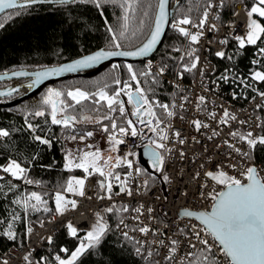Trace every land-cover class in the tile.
I'll list each match as a JSON object with an SVG mask.
<instances>
[{"label":"snow or ice","instance_id":"snow-or-ice-1","mask_svg":"<svg viewBox=\"0 0 264 264\" xmlns=\"http://www.w3.org/2000/svg\"><path fill=\"white\" fill-rule=\"evenodd\" d=\"M56 6H69L74 4H92L97 9L101 8L102 3L118 4L123 10L121 17L122 23L119 30L114 29L110 25L107 27L108 38L105 48H102L94 53L82 56L79 59L65 63L58 67L45 68L43 71L34 73V79L27 85L29 89L35 88L40 85L44 80L52 76H59L64 73H74L83 69L94 67L103 61L109 60L114 57H144L149 55L157 43L160 41L164 33L165 25L169 24V16L172 15L169 8V0H156L154 19L151 22V29L148 33L147 39L135 50H124V42L129 39V35H135L131 31V21L136 17L139 12L142 17H149L152 12V5L149 4L147 9H143L142 0H0V13L5 10L16 9L14 13H10L8 18L13 15H20L21 11L36 5L44 4ZM223 5V0H220V5ZM212 0H207L202 15L198 21L193 20L191 17L185 15L182 18L173 21L170 26L175 29L180 36L188 40V48L180 57L181 71L177 72V78L183 79L184 73H192L200 64V57L196 55L197 49L192 47L200 43V39L204 34L205 26L208 25L209 31H219L216 23L209 24V15L212 9L216 7ZM245 32L242 35H234L232 38L237 43V51L244 50L249 46L256 49L258 54L256 59L251 63L253 65H262L261 69H250V76L248 78L233 77L239 79V82L259 96L262 103L256 105V109L260 110L264 107V91H260L255 87V84H264V0H252L250 5L245 4ZM238 15V13H234ZM103 15V12H101ZM218 19V16H216ZM107 25V20L105 21ZM145 25V20H139V27L141 30ZM4 27V23H0V28ZM190 28H195L197 31L192 32ZM229 42L228 37L219 40L220 45H227ZM180 52L181 49H174ZM215 55L220 59L232 60L233 56L227 55L224 50L216 51ZM187 58L190 62H185ZM113 69H119L120 65H113ZM164 67L159 68L155 73L151 68L137 73L134 71L131 64L127 65V72L129 75L128 81H121L118 78L113 80L115 87L109 92L107 89L110 85L105 84L95 92H87L80 88H75L68 91L57 89H49L47 94L41 101V107L31 112L34 117H50V124L61 126L63 129L75 130L77 123L92 121V116L81 115L77 116L70 112L77 105L84 106L85 102H90L96 112H100L101 108L105 109L103 115L95 118V123L100 124V131L107 133L108 143L111 145L109 151L117 152L118 146L124 143L122 137H137L144 136L138 128V125L147 127L151 131V136L147 137L145 143V154L147 155L153 170L162 174V180L165 183H171L170 176L165 172L168 160L171 158L173 151H177L181 160L185 157V152L182 148L175 149L169 146L172 141L179 145H184L186 140L182 138L181 130L172 131V120L177 117L180 120H185L184 113L187 112V105L192 104V100L188 95H180L177 91L172 93L171 101L168 103L161 102L157 99L150 98L149 92L153 91L151 87L145 88L142 86V77L150 78L151 85L162 87V82L157 79L158 76L164 75ZM14 76H28L27 72H14ZM203 76V69L200 71ZM4 77H0L3 79ZM217 79L223 80L227 83L230 79L229 75H222ZM254 82V83H250ZM143 83H149L145 79ZM215 84L216 81H213ZM133 84L135 87L133 88ZM179 89V84L173 85ZM217 87L219 85L217 84ZM207 91V88L204 89ZM18 92L19 89H12L6 92H0V97H11L13 92ZM256 96L252 99L255 100ZM123 97H126L125 101ZM237 96L233 93V99ZM245 99L248 97L245 96ZM130 106V110L126 108ZM208 101L204 95H198L194 103V109L197 112L207 111V119L214 120L218 125H229L230 121H237V117L230 113L227 108H224L222 114L218 117L215 111L207 110L206 105ZM159 109V112L157 111ZM131 117V118H129ZM134 118V119H133ZM107 120L110 123L104 124ZM118 120L121 122L118 123ZM256 127L264 131V120L257 117ZM27 128L34 134V139L40 144L48 145L51 147V141L40 135H35L38 125L28 122L27 116L25 117ZM239 124L244 125L247 121L240 120ZM190 124L196 132L201 129H208L210 124L200 119H192ZM123 125V126H122ZM49 131L51 129L49 128ZM10 135L9 131L0 129V138H6ZM220 132L216 129L212 130V134L207 138L213 140L219 136ZM93 136L92 131L83 133L79 138L83 141L86 138ZM229 136L235 143L230 142L228 139L223 140L216 145L217 149L226 146L230 151L220 153L222 159L213 162L211 155L206 157L205 162H201L199 167L205 169L203 173L196 172L192 179H200V191L198 195L204 200L211 201L210 210L191 211L182 209L179 213V218H187L189 220L197 221L192 223L190 227L178 228L180 236L184 237L190 249L196 251H189L185 255L179 257V264H264V168L258 167L256 163V152L264 151V135L255 133L251 130L242 132L239 130L231 131ZM72 140H76L77 136L72 135ZM195 143H200L196 137H192ZM243 147H238L237 145ZM89 148L92 145H88ZM135 153L130 151L126 156L119 155L108 156L106 159L102 157L99 149L95 151H83L82 154L78 153L75 157L72 152L66 154L65 169L73 171L74 169L81 170L83 177H71L67 180L66 186L62 191H58L54 195L55 208L47 206L48 201L43 198L41 194L33 191L30 194L23 196L20 199L13 201L24 212L25 217L29 212L53 213V216H64L68 211H74L78 207L76 199H70L65 195L71 194L73 197L85 198V185L90 177L98 175L103 179L98 182L99 189L104 195L98 196L100 200H112L114 187L118 188L115 192L116 196L125 195L132 197L134 195L133 188L130 181L135 177L143 175V170L139 167L134 168L136 161L128 157H134ZM126 168L127 172L122 175L116 172V169ZM227 169H231L238 173L230 175ZM0 172L7 174L13 180H22L26 184H33L34 181L28 179V169L23 167L21 163L16 160H10L7 165L0 166ZM5 179L0 175V181ZM155 179V177H152ZM148 179H145L141 184L137 185L136 193L140 195V189L148 188ZM17 186L11 185L12 189ZM208 189L207 192L204 190ZM184 195L187 196L188 192L185 191ZM91 199V197H87ZM143 205L132 209L137 213L134 217L139 222L140 216L143 213ZM105 213L111 214L114 211L126 213L129 211L127 205L117 206L113 204L103 210ZM153 209L148 208L151 213ZM95 222L91 228L86 231V234L80 238L78 237V229L69 221L66 224L67 233L72 238H79V244L71 251L65 247L60 248V252L66 254L67 258H62L60 255H55L54 259L57 264H77L83 256L90 252V250L97 248L106 233L108 232V224L101 213H96ZM19 214L13 216V221L20 220ZM123 225L125 228L128 225L124 224L123 219L117 227ZM40 227H44V222L40 221ZM132 231H139L142 235L147 236L150 232L153 236L158 233L156 230L143 226L133 228ZM32 233V227L28 226L26 234ZM9 240L16 239V233L9 225V230L3 233ZM162 235V234H161ZM175 235V234H174ZM123 236L127 240L133 238L129 236L128 232H123ZM196 241V243H193ZM48 244H52L53 238L51 235L47 237ZM139 246L135 247L137 255H143L144 242L135 241ZM157 247L166 249L162 260L167 264H173L177 260V252L181 245L179 238L169 237L168 244L163 240H154ZM216 250L215 252L213 250ZM30 255V254H29ZM29 255H25L23 259L31 264ZM155 256H159V252L147 251L145 257L150 261V264H161L160 260H152ZM222 258V259H221ZM43 260V258H42ZM7 264V261H4Z\"/></svg>","mask_w":264,"mask_h":264},{"label":"trees","instance_id":"trees-1","mask_svg":"<svg viewBox=\"0 0 264 264\" xmlns=\"http://www.w3.org/2000/svg\"><path fill=\"white\" fill-rule=\"evenodd\" d=\"M155 2L156 0H142V10L147 9L148 5L151 4L152 14L145 18L138 12L136 17L132 19L131 31L135 32V35H129V39L124 42V50L131 51L139 47L147 39L151 29V22L154 19ZM206 2L207 0H170V8H174L170 24L173 21V17L179 19L185 15L198 21ZM235 3L250 5L252 0H223L221 15L224 22H226L227 17L233 14L232 5ZM15 11L17 10H10L0 15V23H4V27L0 28V74L15 71L36 72L68 63L105 48L109 35L107 27L110 25L114 29L119 30L123 15V10L119 5L112 3H102L100 9H97L92 4H74L69 6H56L47 3L37 4L21 11L20 15H13L9 19V14ZM101 12H103V15H101ZM140 19L145 20L142 30L139 27ZM106 20L108 22L107 25L105 24ZM228 40L225 52L227 55L233 56V59H220L213 56L215 70L211 77L226 88L232 89L240 99L246 101L256 96V93L251 91V89L245 88L239 82V79H233V77L248 78L250 69H261L262 65H253L251 63L254 51H256L254 47L249 46L238 52L236 41L233 38ZM192 47H195V45ZM176 48L181 49V51H174ZM187 48L188 44L185 43V38L180 36L170 26L162 44L149 59H158L161 65L167 68V74L173 75V68L177 59L181 54L183 55ZM144 62H113L104 64L98 69L47 84L38 94L24 99L11 107H0V129H5L10 133L8 137L0 138V166H5L10 160H16L28 169L27 177L34 181L33 184H26L22 180H13L10 176L3 173L5 179L0 181V254L10 247L24 246L27 235L26 229L29 223H39L53 214L44 213L43 211L29 212L27 217H25L23 210L13 203L14 200L35 191L41 194L48 201L47 206L54 210L55 193L63 190L69 178L83 175V172L79 169H74L71 172L65 169L67 145L70 141H73L71 136L76 135L79 137L90 129L101 133L104 137L108 135L100 131V124L95 123V118L103 115L105 109L101 108L100 112H96L90 102H85L83 107L77 105L70 110L72 114L78 117L81 115L93 117L90 122L77 123L75 130L51 125L50 117L47 115L34 117L30 113L42 106L41 101L50 88L65 92L80 88L91 93L108 84L110 87L107 90L111 92L115 87L112 83L115 78L120 79L122 82L129 80L128 64L133 66L134 71L141 73L147 70ZM185 62L190 61L186 58ZM113 65H120V67L119 69H113ZM222 75H229L230 79L227 83L217 79ZM141 79L143 87L154 89L148 93L150 98L164 103L168 102L170 85L164 77H157L162 82V87L151 85L150 78L142 77ZM145 79L149 80V83H143ZM29 80L28 78H23L0 81V92L14 87L19 89L18 92H13L11 97H0V104L16 100L27 93L29 91L27 87ZM134 87L135 85L133 84ZM255 87L260 91L264 90V84H255ZM245 96L248 98L245 99ZM123 99L127 100L126 97H123ZM126 108L130 110V106L127 103ZM157 111L159 112V109ZM26 116L28 122L38 125L35 135L49 139L51 147L40 144L34 139V134L27 128ZM258 117L260 120H264V107L259 110ZM120 122L118 120V123ZM109 123L107 120L104 121V124ZM49 128L51 131H49ZM259 133L264 135V131L261 129H259ZM255 155L257 165L264 168V151H257ZM144 175L149 174L144 173ZM12 184L17 187L12 189ZM98 190L100 192L99 185ZM17 214L20 215L21 219L13 221V216ZM117 214L118 212L116 211L111 214L107 213L109 230L104 239L97 248L90 250L77 264H145L135 256V244L116 232L114 225L117 220ZM9 225L12 226V230L16 233L15 240H9L3 235L4 232L9 230ZM85 234L86 232H80L78 237L82 238ZM78 244L79 238L70 237L67 233V228L63 227L53 238L52 244L46 243L43 248L39 249L36 256L39 258L40 264H57L52 253L60 255L62 258H67L65 253L60 252V248L69 249L68 255H70Z\"/></svg>","mask_w":264,"mask_h":264},{"label":"built area","instance_id":"built-area-1","mask_svg":"<svg viewBox=\"0 0 264 264\" xmlns=\"http://www.w3.org/2000/svg\"><path fill=\"white\" fill-rule=\"evenodd\" d=\"M212 3L217 6L212 9L208 23H216L219 31H209L208 25L205 26L204 34L200 39V43L195 45V48L197 49L196 55L200 57L198 68L192 73H184L183 79H178L176 73L181 71L180 57L182 54L176 61L175 67L173 68V75L167 74V68L164 67L165 71L162 77H164L170 85L172 93L179 91L184 95H188L193 102L192 104L187 105V112L184 113L185 120H180L177 117L171 121L173 125L172 131L181 130L182 138L186 140L184 145H179L172 141L169 142L170 147H174L175 149L182 148L185 152L183 160L179 158L177 151H173L171 158L168 160L165 172L170 176L172 182H163L162 174L153 170L148 157L146 159L144 158L142 161L145 160L149 171H147L140 163V151L145 149L147 137L152 135L150 129L147 127L138 125L139 130L144 133L143 137H122L124 143L118 146L117 152L109 151L111 145L108 143L107 137H104L97 131H92V129L87 130L92 131L93 136L86 138L90 144L86 145L85 151H95L96 149H99L104 159L108 156L114 158L117 155L124 157L130 151L135 153L134 157L128 158L136 161L134 168L139 167L142 169L143 175L135 177L130 181L134 195L132 197H127L125 195L116 196L115 192L118 191V188L114 187L112 200H100L98 199V196L104 195L103 192H99L98 190V182L102 180V177L98 175L90 177L85 185V198L73 197L70 195V199H76L78 202L76 210L68 211L64 216L50 215L42 220L44 222V227H40V222H30L29 226L32 227V233L26 235L25 245L7 249L0 255V264H4L5 260L7 261V264H28L23 257L29 254L31 264H36L35 253L48 243L47 237L49 235L53 238L55 233L63 227H66V224L69 221H71V223L78 229V233L86 232L95 222L96 213H101L104 216L105 221H107V213L103 210L113 204L118 206L127 205L129 207L128 212L121 213L117 217L116 230L121 236H123V232H128L129 236L133 238L130 241H132L136 247L139 245H137L135 241L144 242V254L137 255L135 252V256L141 259L145 264H150V261L145 258L147 256V251L149 250L154 253L159 252V256L154 255L152 260H160L161 264H167V262L162 260L166 249L162 246L157 247V245L153 243L154 240H163L165 244H168L169 237L179 238L181 240V245L177 252V260L174 261L173 264H179V257L185 255L187 252L196 251L195 249L189 248L185 238L180 236L178 228L185 227L187 230L186 226L190 227L192 223L198 222L187 218L181 219L179 218V213L185 208L191 211L210 210L211 201L204 200L198 195L202 181L200 179L193 180L192 177L198 171L203 173L205 169H201L199 164L205 162L207 156L211 155L213 157V162H215L216 160L222 159L220 153L230 151L226 146L217 149L216 145L225 139L235 143V141L229 136L231 131L239 130L246 132L251 130L254 134L259 133V128L256 127L259 110L256 109V105L262 103L259 96H256L255 100L251 97L250 99L243 101L232 89L226 88L218 81H216L215 84L213 83L215 80H213L211 76L214 73L215 64L212 57L216 56V51L226 50V46L220 45L219 40L225 38V36L230 39L234 35H242L245 32V8L242 3L233 4V14L227 17L226 22H224L221 15L223 5L219 6L220 0H212ZM234 13H238V15H235ZM216 16H218V19ZM190 31L195 32L197 29L190 28ZM185 43L188 44L186 38ZM257 56L258 54L254 51V57L252 60L256 59ZM144 63L145 67L147 69L151 68L154 73L159 68L163 67L158 59H149ZM201 69H203L204 72L203 76L200 75ZM175 84H179L180 88H175L173 86ZM217 84L219 87H217ZM205 88H207V91L204 90ZM233 93L236 94V99H233ZM198 95H204L206 97L208 103L205 107L207 110L215 111L219 117L222 114L223 109L227 108L230 113L237 117V121H230L229 125H218L216 121L207 119V111L197 112L194 109V103ZM192 119L205 121L210 124V127L208 129H201L200 132H196L190 124ZM240 120L247 121V123L241 125L238 123ZM213 129L220 132V135L213 140H209L207 137L212 134ZM192 137H196L200 143H195L192 140ZM90 140H93V143H91ZM88 145H92V147L89 148ZM237 146L243 147L239 144ZM258 167L263 168L259 165ZM115 171L120 173L123 178L127 169L120 168ZM227 171L230 175H236L238 178L242 179V177L238 176L237 172H234L231 169H227ZM144 173H148L149 175H144ZM0 175L3 176V173L0 172ZM83 175L80 177H83ZM145 176H147L149 181L148 188L140 189L141 194L137 195L135 194L137 185L141 184L146 179ZM150 177H155V179ZM185 191L188 192L187 196L184 195ZM204 191L207 192L208 189H205ZM87 197H91V199H88ZM141 205H143L142 210L144 214L140 216L138 222L134 219L137 213L133 212L132 209ZM149 207L153 209L151 213L148 212ZM121 219H123L125 225H128L127 228L123 225L117 227ZM143 226H148L149 228L156 230L158 234L153 236L150 232L147 236H144L139 231L131 230ZM193 243H196V241H193ZM213 251L215 252L216 250L214 249Z\"/></svg>","mask_w":264,"mask_h":264},{"label":"water","instance_id":"water-1","mask_svg":"<svg viewBox=\"0 0 264 264\" xmlns=\"http://www.w3.org/2000/svg\"><path fill=\"white\" fill-rule=\"evenodd\" d=\"M169 3H170V0H169ZM37 5V4H36ZM11 10H15V9H11ZM169 12L171 14H173V10L174 8H170V4H169V8H168ZM7 11H10V10H5V12ZM4 12V13H5ZM3 13H0V15H2ZM171 18H172V15L169 16V24L165 25V29H164V33L162 34L161 38H160V41L157 43V45L154 47L153 51L147 55V56H144V57H136V58H132V57H114V58H111L109 60H106V61H103L101 62L100 64L94 66V67H91V68H87V69H83V70H80V71H77V72H74V73H64V74H61L59 76H52V77H49L48 79L44 80L40 85L36 86L35 88H32V89H29V91L27 93H25L23 96L19 97L18 99L16 100H13L11 102H5V103H1L0 104V107H3V108H8V107H11L21 101H23L24 99H27V98H30V97H33L35 94H38L41 89L43 87H45L47 84H52L54 82H57V81H60V80H65L67 79L68 77H71V76H78L82 73H85L87 71H91L93 69H98L100 68L101 66H103L104 64H111L113 62H127V63H141V62H144L145 60L149 59L150 57H152L156 50L158 49V47L162 44L163 40H164V37L170 27V22H171ZM138 48V47H137ZM136 49V48H135ZM133 49V50H135ZM132 51V50H131ZM79 59V58H78ZM76 60V59H75ZM74 61V60H73ZM71 62V61H70ZM65 64V63H64ZM63 65V64H61ZM60 66V65H58ZM56 66V67H58ZM40 71H43V70H40ZM15 72H21V71H15ZM24 72V71H23ZM38 72V71H36ZM36 72H33V73H29L28 76H14L13 73L14 72H11V73H5V74H0V77H4L3 79H0V81H3V80H18V79H23V78H28L30 79L28 81V84L31 83V81L35 78L34 77V73ZM28 73V72H27ZM12 89H16V87L12 88ZM10 89V90H12ZM9 91V90H7ZM6 92V91H4ZM15 92V91H14ZM146 159L147 158V155L145 154V149H142L140 151V163L145 167L147 168V164L144 161H142L143 159Z\"/></svg>","mask_w":264,"mask_h":264},{"label":"rangeland","instance_id":"rangeland-1","mask_svg":"<svg viewBox=\"0 0 264 264\" xmlns=\"http://www.w3.org/2000/svg\"><path fill=\"white\" fill-rule=\"evenodd\" d=\"M170 94V93H169ZM23 96V95H22ZM85 133V132H84ZM81 136V135H80ZM79 136V137H80ZM77 137L76 140L70 141L67 145V153L68 152H72L73 156L75 157L78 153L82 154L83 151L86 150V145L90 144V142L86 139H84L83 141L80 140V138ZM91 143H93V140H90ZM106 159V158H105ZM65 163H66V159H65ZM147 171H149L148 168H145ZM147 179V176H145ZM65 195H69L67 193H65ZM71 195V194H70ZM69 195V196H70ZM69 198V197H68Z\"/></svg>","mask_w":264,"mask_h":264},{"label":"bare ground","instance_id":"bare-ground-1","mask_svg":"<svg viewBox=\"0 0 264 264\" xmlns=\"http://www.w3.org/2000/svg\"><path fill=\"white\" fill-rule=\"evenodd\" d=\"M43 70H44V69H43ZM30 73H33V72H30ZM43 88H44V87H43ZM180 95H184V94H183V93H180ZM171 97H172V91L170 90V94H169L168 102L171 101ZM168 102H167V103H168ZM120 214H121V213L118 212L117 215L119 216ZM118 216H117V217H118ZM116 222H117V220H116ZM116 222H115V225H114L115 230H116ZM106 223L108 224V216H107V221H106ZM59 231H61V229H60ZM59 231H57V232L55 233V235H56ZM116 232H117V230H116ZM117 233H118V232H117ZM55 235H54V237H55ZM54 237H53V238H54ZM13 247H14V246H13ZM10 248H11V247H10ZM8 249H9V248H8ZM5 251H6V250H5ZM5 251H4V252H5ZM38 251H39V250H38ZM38 251H37V252H38ZM4 252H3V253H4ZM37 252L35 253V256H36ZM3 253H2V254H3ZM52 254H53V256L57 255L56 253H52ZM0 255H1V254H0ZM0 257H1V256H0ZM36 264H40V262H39V258H37V256H36Z\"/></svg>","mask_w":264,"mask_h":264}]
</instances>
